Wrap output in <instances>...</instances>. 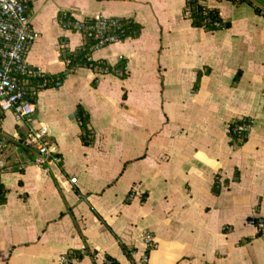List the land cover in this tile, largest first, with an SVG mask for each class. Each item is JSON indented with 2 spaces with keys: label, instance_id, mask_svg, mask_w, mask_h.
Instances as JSON below:
<instances>
[{
  "label": "crops",
  "instance_id": "obj_1",
  "mask_svg": "<svg viewBox=\"0 0 264 264\" xmlns=\"http://www.w3.org/2000/svg\"><path fill=\"white\" fill-rule=\"evenodd\" d=\"M187 1L29 0L26 59L46 77L88 42L63 13L138 30L37 92L32 124L57 166L36 167L26 124L0 114V264H264V235L247 224L264 217V0H210L227 24L214 30L192 26ZM244 118L240 142L229 127Z\"/></svg>",
  "mask_w": 264,
  "mask_h": 264
},
{
  "label": "built area",
  "instance_id": "obj_2",
  "mask_svg": "<svg viewBox=\"0 0 264 264\" xmlns=\"http://www.w3.org/2000/svg\"><path fill=\"white\" fill-rule=\"evenodd\" d=\"M209 1L201 0L204 12L211 10ZM28 3L29 0H0V114L12 112L16 122L26 124L28 129L21 146L34 151L32 162L36 167L48 170L60 163V157L57 147L48 139V129L32 124L35 111L32 99L42 90L45 83L37 90L28 85L44 77L41 68L31 66L26 59L30 46L38 38L27 15ZM184 15L189 18L190 14L187 11ZM60 19L62 28L77 31L84 40L90 42L88 52L100 50L122 40L123 26L129 23L121 18L101 15L94 18H73L67 13H63ZM213 28H223L222 21H215ZM100 70L107 71L106 68ZM252 124V120L244 118L234 123L229 132H241L247 138ZM75 182L76 179H71V183ZM247 224L258 234L264 235V217L252 216ZM141 237L145 245L142 262L145 263L147 252L154 249V242L148 232H143ZM59 261L61 264H69L66 254L61 255Z\"/></svg>",
  "mask_w": 264,
  "mask_h": 264
},
{
  "label": "trees",
  "instance_id": "obj_3",
  "mask_svg": "<svg viewBox=\"0 0 264 264\" xmlns=\"http://www.w3.org/2000/svg\"><path fill=\"white\" fill-rule=\"evenodd\" d=\"M232 2H235V0H230ZM189 12V20H191V24L193 27L195 28H204L207 30H214L213 28V23L215 21H221L220 18L218 17V13L216 10L211 9L208 10L207 12L203 11L202 5H201V0H188L186 2V6L184 9V13L185 12ZM227 26V24L222 23V27ZM137 28L132 25L131 23L125 24L123 26V34L122 37H126L128 35L130 36H137ZM90 46V42H87L86 48L82 51H78V52H74V53H68L65 56V59L68 61V63L66 64V71L62 72L60 74H58L56 77H46L44 76L43 78L37 79L31 83H28V85L31 87V89H39V87L41 85H43L45 83V86L42 89H46V88H50V87H54V86H58L63 79L65 78V76L72 70H74L77 67H96L97 64L92 62V61H88L87 57H88V47ZM98 67H102L105 68L104 66H101V64H98ZM32 102H35V98L32 99ZM78 117L81 121V125H82V142L84 144L87 143L86 141V137H87V129H86V124L88 122V118L87 116L83 115V113H79ZM233 124L230 125V129L232 128ZM231 137L235 138V139H239L240 142L245 141V137L242 135L241 132H238L237 134H230ZM5 190L2 188L1 184H0V204H3L5 202ZM87 252H78L76 253V257H78L79 259L83 256V254H86ZM148 254V252H147Z\"/></svg>",
  "mask_w": 264,
  "mask_h": 264
},
{
  "label": "rangeland",
  "instance_id": "obj_4",
  "mask_svg": "<svg viewBox=\"0 0 264 264\" xmlns=\"http://www.w3.org/2000/svg\"><path fill=\"white\" fill-rule=\"evenodd\" d=\"M68 30V29H67ZM70 31H72V32H77V31H73V30H70ZM77 33H79V32H77Z\"/></svg>",
  "mask_w": 264,
  "mask_h": 264
}]
</instances>
